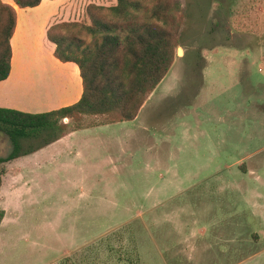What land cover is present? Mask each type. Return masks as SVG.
Returning <instances> with one entry per match:
<instances>
[{"label": "rangeland", "instance_id": "1", "mask_svg": "<svg viewBox=\"0 0 264 264\" xmlns=\"http://www.w3.org/2000/svg\"><path fill=\"white\" fill-rule=\"evenodd\" d=\"M180 1L182 53L138 117L168 145L143 169L3 160L0 129V264H264V0ZM91 2L116 0H64L52 23Z\"/></svg>", "mask_w": 264, "mask_h": 264}, {"label": "trees", "instance_id": "2", "mask_svg": "<svg viewBox=\"0 0 264 264\" xmlns=\"http://www.w3.org/2000/svg\"><path fill=\"white\" fill-rule=\"evenodd\" d=\"M13 1L20 7L40 2ZM184 12L180 0L91 2L85 8L88 22L50 24L46 36L55 45L53 54L78 65L81 95L71 104L40 112L0 106V129L12 143L3 160L85 125L133 119L173 62ZM15 21L14 6L0 0V80L9 72ZM3 215L0 209V222Z\"/></svg>", "mask_w": 264, "mask_h": 264}, {"label": "crops", "instance_id": "3", "mask_svg": "<svg viewBox=\"0 0 264 264\" xmlns=\"http://www.w3.org/2000/svg\"><path fill=\"white\" fill-rule=\"evenodd\" d=\"M2 1L14 6L16 21L10 37L9 72L0 80V106L40 112L78 100L82 92L78 65L71 60L58 59L53 54L54 43L46 36L47 27L59 12H66L64 0H40L34 6L24 7L18 6L13 0ZM162 84L168 87L169 79L163 80ZM156 88L157 86L150 95ZM145 107L146 103H143L137 115L130 120L95 123L69 131L32 151V156L45 154L55 164L54 168H61L62 165L63 168L75 169L79 174L102 176L123 171L126 174L132 173L139 165H143L140 159H145L144 152L148 153V157L153 155H149L153 151L161 156V151L168 145L165 138L158 142L147 140L148 125L140 126L138 121ZM164 127V131L160 129L167 134V123ZM139 137L143 140H139ZM78 152L80 153L77 154ZM158 189L165 191L166 187Z\"/></svg>", "mask_w": 264, "mask_h": 264}, {"label": "bare ground", "instance_id": "4", "mask_svg": "<svg viewBox=\"0 0 264 264\" xmlns=\"http://www.w3.org/2000/svg\"><path fill=\"white\" fill-rule=\"evenodd\" d=\"M178 53H179V54L182 53V48H181V47H179V51H178Z\"/></svg>", "mask_w": 264, "mask_h": 264}, {"label": "water", "instance_id": "5", "mask_svg": "<svg viewBox=\"0 0 264 264\" xmlns=\"http://www.w3.org/2000/svg\"><path fill=\"white\" fill-rule=\"evenodd\" d=\"M179 51V47H177V49H176V52H178Z\"/></svg>", "mask_w": 264, "mask_h": 264}]
</instances>
